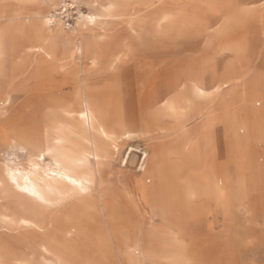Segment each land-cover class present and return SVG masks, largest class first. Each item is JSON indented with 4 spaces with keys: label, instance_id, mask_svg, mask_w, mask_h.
Segmentation results:
<instances>
[{
    "label": "rangeland",
    "instance_id": "rangeland-1",
    "mask_svg": "<svg viewBox=\"0 0 264 264\" xmlns=\"http://www.w3.org/2000/svg\"><path fill=\"white\" fill-rule=\"evenodd\" d=\"M115 2L79 27L85 1L0 0V264H264V0ZM85 89L139 122L76 187L37 147Z\"/></svg>",
    "mask_w": 264,
    "mask_h": 264
},
{
    "label": "bare ground",
    "instance_id": "bare-ground-1",
    "mask_svg": "<svg viewBox=\"0 0 264 264\" xmlns=\"http://www.w3.org/2000/svg\"><path fill=\"white\" fill-rule=\"evenodd\" d=\"M72 1H77L78 4L85 1L90 6L86 12L81 11L79 13L77 22L79 27L84 24L94 25L102 18L111 15L117 8L115 0H100V2H97L98 0L93 2L89 0ZM44 24L47 27L56 24L58 28H55V32L62 33V27L58 25V22L51 21L50 17L45 16ZM10 31L11 26L7 23L4 32L9 34ZM88 44L89 42L84 37L78 35L68 52L81 56L82 51ZM233 45L235 47L236 44L233 43ZM60 46L63 50L69 48L61 42ZM41 48L39 54L45 58H53L50 49ZM55 97L59 105L55 113L58 116L59 123L51 129L50 135L45 140V148L39 146L37 151L41 159L44 158V154L50 156L51 165L54 167L51 170L53 176L79 187L84 182H89L92 179L91 160L93 159L95 165L98 166L106 157L117 154L119 138H126L134 133L138 127V117L135 111L132 113L122 110L113 112L107 109L105 102H103L104 98L95 89H85L84 95L79 94L76 98L66 94ZM193 112L195 111L193 110ZM63 121L67 123L65 124ZM89 134L92 137L91 139L88 136ZM145 156L146 154L144 158ZM24 183V186L18 187L27 197L41 191L29 176L24 177ZM25 212L28 215L20 216L21 222H28L36 227L42 226V222L34 208H29Z\"/></svg>",
    "mask_w": 264,
    "mask_h": 264
},
{
    "label": "built area",
    "instance_id": "built-area-1",
    "mask_svg": "<svg viewBox=\"0 0 264 264\" xmlns=\"http://www.w3.org/2000/svg\"><path fill=\"white\" fill-rule=\"evenodd\" d=\"M80 10H83L82 6L64 3L53 11V15L62 19L66 25H71Z\"/></svg>",
    "mask_w": 264,
    "mask_h": 264
}]
</instances>
